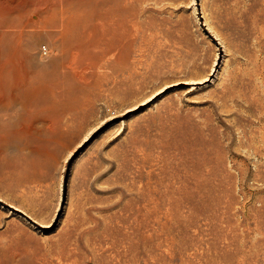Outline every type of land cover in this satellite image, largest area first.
Segmentation results:
<instances>
[{
    "label": "rangeland",
    "instance_id": "rangeland-1",
    "mask_svg": "<svg viewBox=\"0 0 264 264\" xmlns=\"http://www.w3.org/2000/svg\"><path fill=\"white\" fill-rule=\"evenodd\" d=\"M56 1L0 0V264H264V0H84L66 35Z\"/></svg>",
    "mask_w": 264,
    "mask_h": 264
},
{
    "label": "bare ground",
    "instance_id": "bare-ground-1",
    "mask_svg": "<svg viewBox=\"0 0 264 264\" xmlns=\"http://www.w3.org/2000/svg\"><path fill=\"white\" fill-rule=\"evenodd\" d=\"M83 3L84 0H57L43 10L42 16H56L57 27L66 35L72 32L73 16ZM83 35L85 38H89L91 33L86 30Z\"/></svg>",
    "mask_w": 264,
    "mask_h": 264
}]
</instances>
